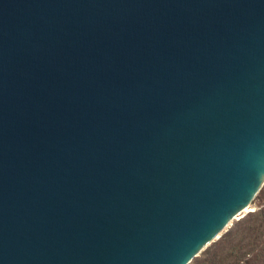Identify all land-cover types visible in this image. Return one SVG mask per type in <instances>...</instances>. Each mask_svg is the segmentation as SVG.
<instances>
[{"label":"water","instance_id":"95a60500","mask_svg":"<svg viewBox=\"0 0 264 264\" xmlns=\"http://www.w3.org/2000/svg\"><path fill=\"white\" fill-rule=\"evenodd\" d=\"M263 188L264 0H0V264H191Z\"/></svg>","mask_w":264,"mask_h":264},{"label":"trees","instance_id":"16d2710c","mask_svg":"<svg viewBox=\"0 0 264 264\" xmlns=\"http://www.w3.org/2000/svg\"><path fill=\"white\" fill-rule=\"evenodd\" d=\"M256 202V211L235 221L221 239L191 264H264V188Z\"/></svg>","mask_w":264,"mask_h":264},{"label":"rangeland","instance_id":"374dc122","mask_svg":"<svg viewBox=\"0 0 264 264\" xmlns=\"http://www.w3.org/2000/svg\"><path fill=\"white\" fill-rule=\"evenodd\" d=\"M258 197V196H257ZM256 197V198H257ZM259 208V202H256V199L252 202L250 208H247L246 211L250 213L251 211H256ZM246 213V214H248Z\"/></svg>","mask_w":264,"mask_h":264}]
</instances>
